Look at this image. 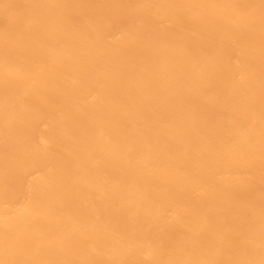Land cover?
Instances as JSON below:
<instances>
[{"label":"bare ground","instance_id":"bare-ground-1","mask_svg":"<svg viewBox=\"0 0 264 264\" xmlns=\"http://www.w3.org/2000/svg\"><path fill=\"white\" fill-rule=\"evenodd\" d=\"M0 264H264V0H0Z\"/></svg>","mask_w":264,"mask_h":264}]
</instances>
